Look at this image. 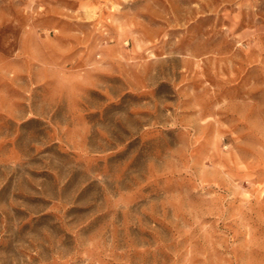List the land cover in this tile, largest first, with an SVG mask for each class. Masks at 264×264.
Instances as JSON below:
<instances>
[{"label":"rangeland","instance_id":"374dc122","mask_svg":"<svg viewBox=\"0 0 264 264\" xmlns=\"http://www.w3.org/2000/svg\"><path fill=\"white\" fill-rule=\"evenodd\" d=\"M0 264H264V0H0Z\"/></svg>","mask_w":264,"mask_h":264}]
</instances>
